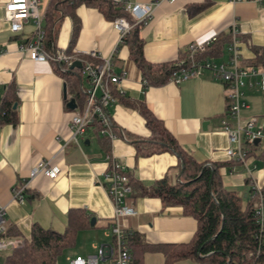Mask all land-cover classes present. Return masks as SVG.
<instances>
[{
    "label": "crops",
    "instance_id": "1",
    "mask_svg": "<svg viewBox=\"0 0 264 264\" xmlns=\"http://www.w3.org/2000/svg\"><path fill=\"white\" fill-rule=\"evenodd\" d=\"M7 1L0 0V99L4 98L6 88L12 85L16 97V121L0 125V206L5 209L6 225L12 226L17 233L9 237L24 239L29 236L34 223L62 232L67 225L69 211L78 209L89 216V228H102L104 236L111 239L93 244L87 255L95 254L101 246L113 244L109 230L113 208L104 180L107 156L118 159L125 166L129 178L144 186L166 174L174 183L179 176L178 158L171 152L138 156L132 142L123 134L146 138L149 130L137 110L118 101L109 107V113L121 137L109 138L107 150L103 149L99 134L91 128L85 130L79 144L71 140L69 122L73 110L68 108L67 102L70 98L75 99L74 82L72 85L67 83L54 71L51 62L32 61L20 49L33 36L35 27L32 20L27 19L20 32L12 33L5 19ZM128 1L153 4L140 30L144 40L143 54L151 63L177 61L186 53L190 43L217 37L229 31L233 22L239 34L251 44L264 46V0ZM50 2L40 0L43 16ZM75 18L77 32L73 43L75 22L67 14L59 26L56 49H70L80 54L96 49L104 58L114 53L112 70L124 73L120 83L121 96L144 102L197 162H224L229 159L226 151L230 145L221 123L226 116L227 103L221 82L212 79L209 72H203L177 84L167 81L144 89L145 83L129 58L128 47L118 44L120 33L113 27L112 20L105 18L96 8L83 4L75 9ZM241 46L242 58L251 59L252 52L244 43ZM205 57L223 62L228 59V50L226 48L221 56ZM90 60L96 62V59ZM79 76L81 86L87 87L86 79L84 84L82 76ZM245 100L248 108L241 111L243 120L257 116L264 123V92L248 88ZM75 102L79 107L80 101L75 99ZM40 162L57 166L60 170L58 176L50 179L38 174L24 191V200L18 202L13 199L14 189ZM258 164L254 160L251 165L247 163L249 167L255 165L252 175L264 186V168ZM219 171L226 189L244 196L252 191L249 174L243 164L224 166ZM125 204L137 212L124 218L125 227L136 232L141 241L149 245L188 243L196 231L197 223L193 217L184 215L179 206L162 207L157 197L137 196L132 190ZM193 262L199 264L190 259L175 264ZM142 264H164V257L160 252H145Z\"/></svg>",
    "mask_w": 264,
    "mask_h": 264
},
{
    "label": "trees",
    "instance_id": "2",
    "mask_svg": "<svg viewBox=\"0 0 264 264\" xmlns=\"http://www.w3.org/2000/svg\"><path fill=\"white\" fill-rule=\"evenodd\" d=\"M82 4L96 8L107 19L113 20L123 16L132 24L125 35L123 44L128 47L129 58L141 73L145 83L144 89L147 86L165 84L174 71L184 66L185 62L180 64L179 61L186 60V54L173 62L147 61L143 54L144 40L140 35L144 21L135 23L124 10L123 4L112 0H51L43 16L45 31L43 43L47 51L53 52L56 49L55 40L59 26L67 14L75 22L71 40V44L73 43L77 32L75 9ZM237 38L241 65L264 68V46L251 44L241 34H238ZM230 42V30L222 32L207 46L203 57L221 56ZM242 43L252 52L251 59L242 58ZM70 52H72L70 49L66 50V53ZM52 66L67 83L72 85L74 82L72 87L76 91L75 99L80 101L81 106L85 97L79 76L80 69L74 68L69 72L66 62H52ZM112 94L119 103L137 110L149 130V136L146 138L123 134L124 138L132 142L138 156L146 157L171 152L178 158L176 167L179 169V176L174 183L171 182L168 174L148 186L130 179L136 195L157 197L161 200L162 207L179 206L184 215L193 217L197 223L191 240L182 244L149 245L141 241L136 232H131L127 236L130 264H142V256L145 252H160L164 257V264H175L189 259L199 264H264V248L257 253L255 240L257 224L254 209L257 198L253 191L244 196L243 193L226 189L219 171L221 167H232L240 162L231 159L224 162H197L182 148L163 122L154 116L144 102L131 101L121 96L114 88H112ZM15 104L14 87L9 85L0 102V125L16 121ZM112 127L115 134L121 137L119 128L114 123ZM94 131L98 134V125L95 126ZM100 141L103 149L107 150L109 138L100 136ZM247 148V158L253 157L254 161L264 168V146L254 143ZM89 227H91L89 216L78 209L69 211L68 222L62 232L43 228L34 223L30 227L29 236L24 237V246L13 249L6 258L5 264H57V259L63 251L75 245L78 233ZM16 234L12 226H7V236Z\"/></svg>",
    "mask_w": 264,
    "mask_h": 264
},
{
    "label": "built area",
    "instance_id": "3",
    "mask_svg": "<svg viewBox=\"0 0 264 264\" xmlns=\"http://www.w3.org/2000/svg\"><path fill=\"white\" fill-rule=\"evenodd\" d=\"M122 3L124 10L137 23L145 21L150 15L153 4L132 3L128 0H112ZM5 19L9 23L10 31L14 34L20 32L23 23L31 19L35 30L33 36L21 45L20 49L27 53L32 61L43 62H66L69 66L74 60L81 62L80 74L85 76L88 83L83 87L84 102L80 107L72 111L69 126L72 131L71 140L76 144L86 129H94L98 125L99 136H106L111 140L118 137L113 131V121L109 113V107L117 102L112 94V88L122 94L120 83L124 73H114L112 70V57H102L96 49L79 53L55 49L49 52L44 48L45 31L43 29V14L40 12V0H8L4 6ZM113 27L119 31L118 44H123L125 35L132 24L126 17L120 16L112 20ZM231 42L227 46L228 59L223 62H215L209 57H203L207 46L216 40L212 36L204 42L190 43L186 48V60H180L184 66L174 71L169 80L172 83H180L191 77L198 76L203 72H209L212 79L221 82L224 86L227 101L226 116L221 120L223 130L227 135L230 147L227 156L231 160L243 164L249 174L250 187L257 198L254 216L257 224L255 240L257 242V253L264 248V188L252 175L255 165H247V146L258 144L264 146V123L257 116H251L243 120L242 109L248 108L245 100L246 89L257 88L264 92V68L255 66H243L240 63V50L238 45L239 30L235 22L231 28ZM90 59H96V62ZM1 102V99H0ZM124 137V136H123ZM57 166L40 162L35 165L24 179L23 183L14 189L13 199L18 202L24 200V191L29 188L32 179L38 174L54 179L59 174ZM105 189L112 204L113 213L109 224L113 244L109 247L101 246L95 254L86 256L75 255L69 259L67 264H99L101 261L110 260L112 264H130V249L127 244V236L131 231L124 225V218L133 216L137 212L127 204L125 199L132 193V185L125 166L114 156H107V168L104 172ZM7 225L5 209L0 206V250L10 248L11 251L23 247L22 238H13L6 235Z\"/></svg>",
    "mask_w": 264,
    "mask_h": 264
},
{
    "label": "rangeland",
    "instance_id": "4",
    "mask_svg": "<svg viewBox=\"0 0 264 264\" xmlns=\"http://www.w3.org/2000/svg\"><path fill=\"white\" fill-rule=\"evenodd\" d=\"M81 76L85 84V76L83 75ZM252 160H254V158L251 156L246 158L247 163H249L250 165ZM259 167L261 166L259 165ZM80 234L82 235L81 237H79ZM80 234L78 235L75 246L66 249L58 257L57 264H67L69 259L77 254L87 255L88 253H90L92 251L93 244H100L111 240L110 238L104 236L103 229L99 227L89 228L81 232ZM10 253H11L10 248L0 250V264H5L6 258ZM99 264H112V261L105 260V261H101ZM180 264H184V263H180ZM185 264H197V263L193 262V263H185Z\"/></svg>",
    "mask_w": 264,
    "mask_h": 264
},
{
    "label": "water",
    "instance_id": "5",
    "mask_svg": "<svg viewBox=\"0 0 264 264\" xmlns=\"http://www.w3.org/2000/svg\"><path fill=\"white\" fill-rule=\"evenodd\" d=\"M81 67V62L78 60H74L68 67V71L71 72L74 68H80ZM67 106L68 108H70L71 110H74V108L76 107V102L74 98H70L69 101L67 102ZM255 144L259 143V140H255L254 141ZM94 220L92 218L91 220V224H93Z\"/></svg>",
    "mask_w": 264,
    "mask_h": 264
}]
</instances>
